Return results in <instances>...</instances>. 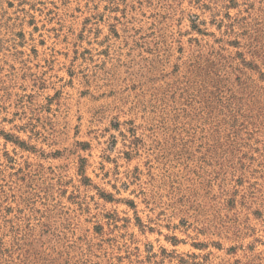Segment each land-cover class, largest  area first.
I'll list each match as a JSON object with an SVG mask.
<instances>
[{
	"label": "rangeland",
	"instance_id": "374dc122",
	"mask_svg": "<svg viewBox=\"0 0 264 264\" xmlns=\"http://www.w3.org/2000/svg\"><path fill=\"white\" fill-rule=\"evenodd\" d=\"M0 264H264V0H0Z\"/></svg>",
	"mask_w": 264,
	"mask_h": 264
}]
</instances>
